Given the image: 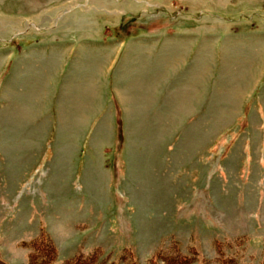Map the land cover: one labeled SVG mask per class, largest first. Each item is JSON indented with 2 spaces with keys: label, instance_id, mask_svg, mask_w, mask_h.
I'll list each match as a JSON object with an SVG mask.
<instances>
[{
  "label": "rangeland",
  "instance_id": "obj_1",
  "mask_svg": "<svg viewBox=\"0 0 264 264\" xmlns=\"http://www.w3.org/2000/svg\"><path fill=\"white\" fill-rule=\"evenodd\" d=\"M41 225L59 260L264 264V0H0V256Z\"/></svg>",
  "mask_w": 264,
  "mask_h": 264
},
{
  "label": "trees",
  "instance_id": "obj_2",
  "mask_svg": "<svg viewBox=\"0 0 264 264\" xmlns=\"http://www.w3.org/2000/svg\"><path fill=\"white\" fill-rule=\"evenodd\" d=\"M232 242H235V240H232ZM225 243L228 242H224L223 240H219V239H213L212 247L215 248L214 249L215 251L217 249V251L215 252V256L217 254L218 257L220 256L219 254L221 253L220 248L223 247L224 245H227ZM18 246L25 251L24 264H98L97 258H95L98 255L95 254L94 251L97 252V250L100 249L97 247L94 249V251L92 250L91 253L81 254L79 252L75 255L59 260L57 256L58 250L56 248V244L51 239L49 233L47 232L46 228L43 225L40 226L38 232L34 236L18 241ZM169 249H171L172 251L174 250V243L169 244L168 248L166 247L165 249L158 251V253H154L152 255H155V257H159L162 260V264H186L185 261H187V259L184 256H182L179 252H174V253L166 252ZM121 251L122 253L119 256V259L115 261L113 264H121L119 262H123V260L125 259V253H126L125 248H123ZM127 253L129 255V252ZM152 255H150V257H152ZM161 255H163V257H160ZM132 257L131 255H129V258L124 262L126 264H137ZM229 257H228V263L238 264L236 260H234L233 256L229 255ZM0 264H10V263L0 256ZM242 264L245 263L242 261Z\"/></svg>",
  "mask_w": 264,
  "mask_h": 264
}]
</instances>
